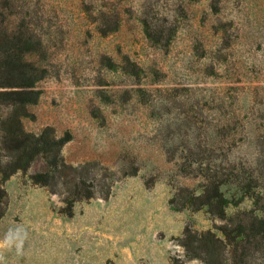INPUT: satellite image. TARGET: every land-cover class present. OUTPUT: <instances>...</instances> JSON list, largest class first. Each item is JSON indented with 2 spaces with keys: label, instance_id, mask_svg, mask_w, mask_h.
I'll list each match as a JSON object with an SVG mask.
<instances>
[{
  "label": "rangeland",
  "instance_id": "1",
  "mask_svg": "<svg viewBox=\"0 0 264 264\" xmlns=\"http://www.w3.org/2000/svg\"><path fill=\"white\" fill-rule=\"evenodd\" d=\"M19 46L66 141L4 176L0 264H264V0H0V118Z\"/></svg>",
  "mask_w": 264,
  "mask_h": 264
},
{
  "label": "trees",
  "instance_id": "2",
  "mask_svg": "<svg viewBox=\"0 0 264 264\" xmlns=\"http://www.w3.org/2000/svg\"><path fill=\"white\" fill-rule=\"evenodd\" d=\"M24 53L25 52L20 46L12 51L10 63L8 65L12 77L20 80V84L14 86L19 87L18 90L15 91L21 94L20 99L23 102L21 105L11 110L4 118H0L1 201L6 196L3 178L10 172L8 169L23 168L29 165L40 154L50 157L54 166H57L60 162L63 164V159L60 156V149L66 141L64 138H56V136L52 135L50 132V128H46L39 134H36L26 131L22 126L21 118L25 104L36 100V94H38L36 82L42 77L41 74H39V68L31 61L26 60L24 58ZM5 149H7L6 154H4ZM4 155H6V158H4ZM17 157V161L13 160V158L17 159ZM34 178L36 181H40L37 176H34ZM208 235L209 237H204V239L199 237L198 234L194 237L201 242H205V244L212 249L216 248L218 243H223V240L213 233L209 232ZM184 245L187 246V244Z\"/></svg>",
  "mask_w": 264,
  "mask_h": 264
}]
</instances>
